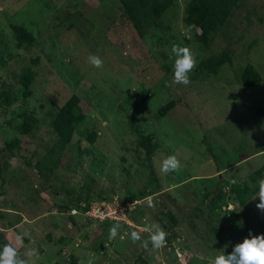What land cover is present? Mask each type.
<instances>
[{"label":"rangeland","instance_id":"374dc122","mask_svg":"<svg viewBox=\"0 0 264 264\" xmlns=\"http://www.w3.org/2000/svg\"><path fill=\"white\" fill-rule=\"evenodd\" d=\"M188 1L172 0L163 29L141 38L118 0H0V94L9 93L0 95V249L11 244L22 254L34 241L36 264H87L90 257L94 264H208L250 231L264 234L259 201L252 196L236 208L228 194L246 181L252 187L250 176L264 162V0H238L205 51L183 22ZM14 27L32 40L18 44ZM173 44L189 47L196 67L223 53L229 60L216 75L195 67L188 86L167 87ZM92 55L102 68L89 63ZM248 64L260 75L257 86L240 83ZM28 68L36 76L24 98L19 76ZM71 95L85 117L57 170L44 174L36 163L56 142L52 120ZM170 100L176 106L159 116ZM24 111L37 117L28 136L15 128ZM93 130L97 141L89 144ZM139 133L157 143L150 156ZM173 154L181 170L161 174V161ZM90 181V200L78 199ZM101 203L113 215L123 209L114 215L122 218L94 222L81 210ZM115 223L124 239L109 242ZM152 224L168 233L166 247L131 242V231L147 239L143 229Z\"/></svg>","mask_w":264,"mask_h":264},{"label":"trees","instance_id":"16d2710c","mask_svg":"<svg viewBox=\"0 0 264 264\" xmlns=\"http://www.w3.org/2000/svg\"><path fill=\"white\" fill-rule=\"evenodd\" d=\"M118 1L122 6L123 14H125L141 38H145L147 34L155 37L154 33H157V30L163 29L161 22V19L164 17L163 15L172 7V0ZM237 1L238 0H189L187 2L183 10V22L187 27H192L196 30L191 41L192 43H196L198 49L201 51L208 49L219 30L227 24L228 18ZM13 30L18 44L32 40V35L24 28L14 27ZM228 60L229 57L226 53H223L219 57H209L197 65L195 70L197 71L199 68L200 70H205V72L210 75H216L222 65L228 62ZM35 76V73L32 72L30 68L25 69L19 76V83L23 89L22 97L28 98L32 94L31 87ZM239 80L245 87H254L260 83V75L252 65L248 64L243 69ZM1 94L3 98L9 97V93L7 92ZM176 104L177 101L175 100L167 102L157 111L159 116L164 117L167 115ZM84 117L85 113L80 108V99L77 95H71V97L59 107L51 124L56 133L57 140L54 145L47 150L45 158L36 163V167L43 171L44 174L52 175L55 170H57L65 150L71 145L76 128L83 121ZM18 119H20V121L15 127L17 132L24 136L30 135L37 122L36 115L24 111L19 115ZM97 136L98 132L93 130L85 136V140L89 144H94L95 141H97ZM138 139L139 147L146 149L149 156L155 151L154 148L158 147L156 141L153 140L152 134L144 135L143 133H139ZM16 144L17 141L14 140L10 142L9 146H15ZM152 150L154 151L152 152ZM149 156H147V160H149ZM250 179L252 181V187H250L246 181L233 191L230 190L228 193L231 197V203L236 205V208L245 206L249 199L258 191V180L264 179V162L251 174ZM92 184H94L93 181H90L89 184H82L79 189L80 194L77 198L82 199L86 197L90 200V195H92L91 189L93 188ZM223 191H226L225 188ZM83 194H85V196H83ZM206 196H208V194H206ZM218 199L219 197H213L212 202L215 204ZM124 204L125 206L128 205V203ZM75 206L78 208V204ZM90 206L91 205L87 206V204L83 206L81 208L82 212L88 210ZM214 207L221 208L220 206ZM212 210L216 209L213 208ZM108 222L111 221L106 220L104 223Z\"/></svg>","mask_w":264,"mask_h":264},{"label":"clouds","instance_id":"9594fccd","mask_svg":"<svg viewBox=\"0 0 264 264\" xmlns=\"http://www.w3.org/2000/svg\"><path fill=\"white\" fill-rule=\"evenodd\" d=\"M171 53L175 57V61L172 79L171 81L166 82V86H188L191 82L189 73L195 69L197 63L191 49L186 46L173 44L171 47ZM88 60L95 68L99 69L103 67V60L99 56L92 55L88 58ZM181 167V160L177 157V155H168L161 161L159 172L163 175H169L179 172ZM225 190L227 191L228 189ZM256 200L259 201L256 205L257 209L264 212V179L258 180V191L253 197V201ZM145 201L149 207H154L152 197H146ZM136 203L138 202L134 201L130 204L129 209L132 210ZM88 210H85L83 214L85 215ZM123 211L124 210L122 209V214ZM71 212H74V210ZM118 215H121V212H118ZM106 220L111 222L116 221V219ZM120 228L121 225L119 223H115L108 229L107 239L109 242L115 241L118 236H120L121 239H124V236L120 235ZM143 231L149 233L147 239H143L139 231H131L128 234L133 244L139 243L144 249H148L149 245H151L153 250H160L167 246L168 233L159 224H152L143 229ZM22 240V236L17 237L18 243H22ZM34 243L35 242L33 241L29 245L25 246L22 254L18 252L17 248L13 245L5 244L2 249H0V264H36L37 249L32 246ZM228 246L229 245H226L225 249H227ZM219 252L220 254L211 258L208 264H264V234L256 235L250 231L248 236L245 237L242 242L236 243L232 247V251L230 253H225L224 250H219ZM81 264H84V261H81ZM87 264H94V258L90 257Z\"/></svg>","mask_w":264,"mask_h":264},{"label":"built area","instance_id":"2783aa9c","mask_svg":"<svg viewBox=\"0 0 264 264\" xmlns=\"http://www.w3.org/2000/svg\"><path fill=\"white\" fill-rule=\"evenodd\" d=\"M118 212L122 213V210L117 209L116 213ZM85 215H87L93 220H99V221H103L106 219H116V220L119 219V217H116L112 213H110V208L108 210H105L104 203H101L99 205L98 204L91 205L90 209L86 211Z\"/></svg>","mask_w":264,"mask_h":264}]
</instances>
